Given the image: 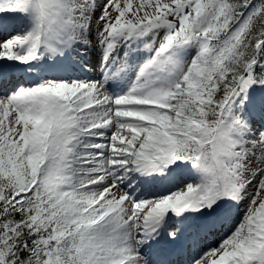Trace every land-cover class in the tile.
<instances>
[{
  "label": "snow or ice",
  "instance_id": "1",
  "mask_svg": "<svg viewBox=\"0 0 264 264\" xmlns=\"http://www.w3.org/2000/svg\"><path fill=\"white\" fill-rule=\"evenodd\" d=\"M0 264H264V0H0Z\"/></svg>",
  "mask_w": 264,
  "mask_h": 264
}]
</instances>
